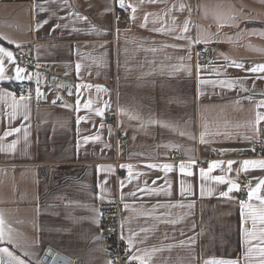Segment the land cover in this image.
Instances as JSON below:
<instances>
[{"label":"crops","instance_id":"1","mask_svg":"<svg viewBox=\"0 0 264 264\" xmlns=\"http://www.w3.org/2000/svg\"><path fill=\"white\" fill-rule=\"evenodd\" d=\"M70 3L71 9L61 7L53 17L56 5L47 0H0V37L4 38L0 47L11 51L15 61L0 56L9 77L0 81V91L13 92L17 99L30 97V119L18 115L11 123L23 125L21 132L2 141L7 144L19 138L20 143L15 153H0V249L7 248L25 264L43 260L49 250L71 264H109L99 207L119 197L121 235L133 244L129 259L135 255L146 264H192L193 254L235 258L243 251L239 191L230 193L229 200L218 195L228 185L209 180L205 184L213 195L200 197L199 168L232 161V172L216 169L210 175L235 180V170L243 161L264 159L251 149L253 141L261 138L246 139L255 136L256 113H264V107L257 108L264 101V80L255 79L253 86L255 76L264 73L249 71L264 65V35L252 34L264 33V0H125L136 8L127 15V23L122 21L125 9L118 0ZM36 4L49 11H39ZM69 11L88 19H76ZM45 19L49 23L37 28ZM185 21L189 31L183 35L188 39H176ZM56 23L67 27L53 31ZM93 26L101 34L92 33ZM197 37L208 42H189ZM201 46L207 47L205 60L199 59ZM231 62L244 68L227 66ZM17 67L31 79H14ZM201 78L233 81V87L201 86ZM81 84L107 92L78 89ZM37 90L42 93L39 98ZM78 91L79 112L75 111ZM88 99L94 107L108 103L102 117L83 109ZM11 103L10 98L0 103V137L8 130ZM17 111L22 114L25 109ZM78 116L87 117V122L77 124ZM259 127L264 129V122ZM202 133H206L205 143L200 141ZM97 134L100 140L83 143L84 137ZM120 134L126 142L118 141ZM192 160L199 167L186 179L193 183L195 195H179L178 168L168 174L171 196L146 195L137 189V184L144 187L145 179L150 187L164 185V173L149 170L146 164L178 166ZM122 165L148 174L121 189L120 181L128 180ZM109 167L115 170L111 174L97 171ZM242 178L255 186L264 179V170L241 171L237 182ZM133 191L135 196L130 195ZM192 236L197 237L194 252L181 244ZM0 260L15 264L3 253Z\"/></svg>","mask_w":264,"mask_h":264},{"label":"snow or ice","instance_id":"2","mask_svg":"<svg viewBox=\"0 0 264 264\" xmlns=\"http://www.w3.org/2000/svg\"><path fill=\"white\" fill-rule=\"evenodd\" d=\"M49 5H56V10L51 11V15L53 17H56L57 10L61 9V7H67L71 9V3L70 0H62V4L60 3V0H47ZM151 3H156L157 0H149ZM118 5L121 9H127L129 7H132V11L135 12L136 8L131 5H126L125 0H118ZM35 7L39 9L41 12L49 11V9L43 8L40 4H36ZM184 5H181V10H183ZM110 11V9H109ZM69 15H74L76 19H82L87 21V17L81 16L79 13H75L73 11H69ZM63 19V18H61ZM131 19H135V16H132ZM234 19V18H233ZM49 21L47 19L43 20L42 22H38L37 28L42 27L43 25L48 24ZM146 26V25H142ZM223 26V25H221ZM60 27H67V25H61L60 23H56L52 30L55 31L56 28ZM73 31H76V29H73ZM90 31L92 33H95L97 35L101 34L99 29L93 26ZM153 31L156 32H163V29H153ZM189 31V21H185L184 27L182 29V34L176 36V39H188L183 33H187ZM257 35H264V33H252ZM0 39H4L3 37H0ZM190 43H207L208 41H201L199 37H197L194 41H189ZM11 43V41H9ZM19 46V45H17ZM103 47V45H101ZM173 47H180V46H173ZM0 56L6 57L7 60L11 63H15L13 60V53L11 51L6 50L3 47H0ZM191 56L189 55V59ZM183 59V58H181ZM227 60V57H225ZM227 66H234L236 68L243 69L244 65L237 62H231V64ZM80 64L76 65V71L77 74H79L80 70ZM201 70V66L197 65V71L199 72ZM7 69L4 67V60L0 59V81H4L9 79V77L6 76ZM25 70L22 68L17 67L16 68V75L14 79L16 80H23V79H31L30 76L25 77L23 76V72ZM251 73L259 74L264 73V65H257L254 67H251L249 69ZM248 77H240L238 79H247ZM255 79L264 80V76L257 75L254 78V84L255 86ZM199 83L201 86L207 83H212L215 85L216 83H219L221 86H227L229 88L233 87V81H207L204 79H200ZM95 87L97 93H106L107 89L102 88L100 86H93V85H86L81 84L77 85L78 89H91ZM72 93H69L71 95ZM42 95V93L37 90V98H39ZM201 95H203V92H201ZM264 95V93H262ZM11 99L12 103L9 105L11 107L12 111L8 113V130L4 132L3 137H0V153H15L17 149V145L20 143L19 138L13 139L10 143L4 144L2 141H4L7 137H11L14 134H18L21 132V127H12V121L17 119L18 115H22V119L24 121H28L30 119L29 111H28V103L27 101L30 100L29 96L20 95L17 99V96L13 92L9 91H0V103H6L8 99ZM20 101H24L25 103L23 105L20 104ZM55 103V101L53 102ZM67 107V105H65ZM23 107L25 111L20 114L18 113V109ZM83 109L88 111L89 113L94 112L96 116L102 117L104 114V108H108L109 105L105 101L104 102V108L100 107H94V102L92 99H88L83 105ZM264 107V101H260L257 104V108ZM81 109V102H80V94L79 91L77 93V101L75 105V111L79 112ZM83 120L84 122H87V117H77V124H79ZM261 122H264V113L257 112L255 116V121L252 125L253 131L255 133L254 137H246V139L252 140L256 137L261 138V143L264 144V129L260 128L259 125ZM163 127H167V125H161ZM101 127H103V124H101ZM111 131V130H109ZM180 135H184L183 132L180 133ZM206 133H202L200 137L201 143H205V137ZM24 140L27 142L28 138V131L24 130ZM194 138V137H193ZM100 140L99 134H97L94 137H84L83 143H88L89 141H98ZM79 146V144H78ZM254 150V149H253ZM234 162L228 161L225 165L223 162H213L209 164L208 168L205 170L204 168H199V179L201 181L200 189H199V195L200 197L204 196H212L213 192L211 189L206 187L205 182L206 181H213L216 185H228L226 191L219 192V196L225 197L229 200L232 199V197L229 195L232 192H236L240 190V184L237 182L239 178V174L241 171L247 173L249 169H260L264 170V159H258V160H245L242 162L240 168L236 169L237 173V179H230L226 175H219V176H211L210 174L216 170L221 169L222 172L230 173L233 171V165ZM122 168L126 167L128 172V180H121L120 186L121 189H123L127 183H131L133 179H139L140 176H147L148 173L146 172H134L133 167L131 165L128 166H121ZM145 168L149 170H157L164 173V185H157V181L153 180L152 184L157 185L156 187H150L148 185V181L145 179L143 181L144 187H140L139 184H137V189L146 194H154V195H160L163 193L166 196H171L173 194L172 190V182L168 178V174L173 172L174 170H177L180 175L179 180V195L182 198H186L188 196L195 195L194 186L193 183L187 180V177H193L195 175L193 169L199 167L195 160H192L191 162L185 163L181 162L178 166L172 165V164H155V163H149L144 166ZM98 172H104V173H113L115 170L111 167L109 168H99L97 170ZM159 179V177H158ZM107 183V179H105L100 187L103 189V184ZM247 191V200L239 202V208H240V225H239V235H240V241H241V248L243 249L242 252L238 253L235 258H226V257H216L213 256L211 258H204L202 255L193 254L191 257L192 264H264V194L262 193V190H264V179H260L258 183L253 186L251 184V181L245 186ZM130 195L135 196L136 192L133 191L130 193ZM183 207V205H181ZM189 208H192L193 205L190 203L188 205ZM2 220H0V225H2ZM193 228H195V225H193ZM203 233H200L198 235H202ZM183 235V233H182ZM123 238V237H122ZM3 239V232L0 231V240ZM197 242V237L192 236L188 237V240L186 242H181L182 246H186L189 249H191L194 252L195 245ZM129 244V250H131V247L133 246L132 240H128ZM0 253H3V255L7 256L10 261H14L15 264H25V262L18 257L14 256L12 252H10L7 248L0 249ZM52 252L49 250L45 253V258L48 256H51ZM55 261H59V257L54 258ZM132 260H140V264H146L144 259L142 257L132 256L130 257ZM0 264H4L2 260H0ZM36 264H44L43 260H37ZM63 264H68L67 261H64ZM111 264V262H109Z\"/></svg>","mask_w":264,"mask_h":264},{"label":"built area","instance_id":"3","mask_svg":"<svg viewBox=\"0 0 264 264\" xmlns=\"http://www.w3.org/2000/svg\"><path fill=\"white\" fill-rule=\"evenodd\" d=\"M132 13V8H128L122 13V21L124 23L128 22L127 15ZM207 47H199V59L205 60ZM19 57H24L23 53L19 54ZM21 88L25 90L24 84H20ZM118 141L126 142V136L124 134L118 135ZM261 140L253 141L251 145L252 151L258 157H264V144L260 142ZM254 149V150H253ZM249 178H242L239 181L240 184V199L242 201L247 200L246 185L249 183ZM100 228L101 232L104 234L105 239L108 242V255L111 264H139L137 262L129 259L128 254L130 253L129 244H127L121 235V216L123 205L120 198H116L115 201L111 203H105L100 205Z\"/></svg>","mask_w":264,"mask_h":264},{"label":"water","instance_id":"4","mask_svg":"<svg viewBox=\"0 0 264 264\" xmlns=\"http://www.w3.org/2000/svg\"><path fill=\"white\" fill-rule=\"evenodd\" d=\"M51 256H48L47 258L44 257L43 261L45 264H63L64 261H67L68 264H71V261L69 259H67L66 257L58 254V253H54L53 251ZM55 257H59V261H55Z\"/></svg>","mask_w":264,"mask_h":264}]
</instances>
